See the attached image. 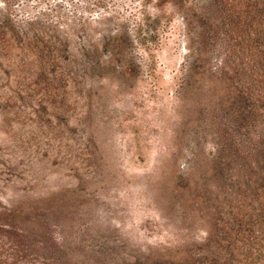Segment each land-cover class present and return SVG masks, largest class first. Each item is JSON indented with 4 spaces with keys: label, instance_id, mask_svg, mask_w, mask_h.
I'll return each instance as SVG.
<instances>
[{
    "label": "rangeland",
    "instance_id": "1",
    "mask_svg": "<svg viewBox=\"0 0 264 264\" xmlns=\"http://www.w3.org/2000/svg\"><path fill=\"white\" fill-rule=\"evenodd\" d=\"M0 264H264V0H0Z\"/></svg>",
    "mask_w": 264,
    "mask_h": 264
}]
</instances>
